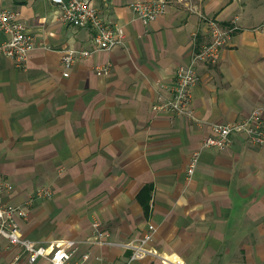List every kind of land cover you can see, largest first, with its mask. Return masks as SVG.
Masks as SVG:
<instances>
[{
  "label": "crops",
  "instance_id": "obj_1",
  "mask_svg": "<svg viewBox=\"0 0 264 264\" xmlns=\"http://www.w3.org/2000/svg\"><path fill=\"white\" fill-rule=\"evenodd\" d=\"M94 0L125 33V45L96 51L64 76L66 49H92L94 31L62 22L50 0H0L19 13L37 47L25 64L0 55V176L14 185L23 235L37 243L81 242L83 264H124L129 251L99 245L93 222L122 243L157 227L153 246L185 264H264V147L234 135L224 150L190 159L212 126L264 106V0H165L145 25L131 3ZM238 29L216 64L195 65L192 116L157 111L175 72L211 41L209 21ZM8 36L0 31V44ZM110 65V73L96 69ZM41 189L51 198L36 199ZM18 260L14 262L15 258ZM0 264H31L19 248ZM34 264H48L40 260ZM132 264H163L149 256Z\"/></svg>",
  "mask_w": 264,
  "mask_h": 264
},
{
  "label": "built area",
  "instance_id": "obj_2",
  "mask_svg": "<svg viewBox=\"0 0 264 264\" xmlns=\"http://www.w3.org/2000/svg\"><path fill=\"white\" fill-rule=\"evenodd\" d=\"M59 6V14L64 24L70 26H88L94 31L92 49H66L62 56L64 76H69L73 65L82 59L89 58L96 51H110L119 45H125L124 30L106 21L95 6L94 0H50ZM165 0L134 1L131 8L136 16L150 25L163 13ZM238 17L231 25L223 26L215 20L209 21L211 41L204 44L188 65H181L175 72L174 85L170 95L160 104L154 105L157 111H165L181 116H192L193 90L199 76L195 65L199 62L206 64L218 63L221 51L229 45L233 33L238 29ZM0 31L8 39L0 44V55L15 60L19 65L25 64L29 54L37 47L35 36L27 25L20 19L19 13L7 9L0 10ZM254 31L264 34V21L254 28ZM110 65L98 67V76L110 73ZM234 135H244L257 146L264 147V106L255 107L242 120L212 126V134L203 142L202 147L193 153L190 159L188 173L191 175L198 166L202 151L207 149L224 150L233 141ZM14 190V185L8 179L0 176V251L3 249L19 248L31 264L45 260L48 264H83L90 258V253H84L79 259L81 242L71 239H59L50 243H37L26 238L21 229V220L27 217V210L21 205L4 202L5 196ZM50 189L39 190L34 198H51ZM96 242L99 245H119L129 251L124 264H132L137 260L152 256L161 260L163 264H185L179 258H171L158 252L153 246L157 227L149 224L144 235L122 243L111 240L110 233L100 229L98 221L93 222ZM18 260L15 258L14 262Z\"/></svg>",
  "mask_w": 264,
  "mask_h": 264
}]
</instances>
